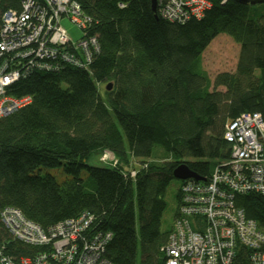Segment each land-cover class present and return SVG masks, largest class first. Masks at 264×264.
<instances>
[{
    "label": "trees",
    "instance_id": "16d2710c",
    "mask_svg": "<svg viewBox=\"0 0 264 264\" xmlns=\"http://www.w3.org/2000/svg\"><path fill=\"white\" fill-rule=\"evenodd\" d=\"M20 1L1 0L0 30L2 12ZM77 1L90 18L83 34L95 35L101 48L88 68L63 62L11 85V94L32 101L0 118V214L19 206L47 230L88 211L92 230L113 234L104 252L113 263L136 264L140 248L141 264H163L172 228L161 224L174 169L184 162L209 178L230 157L226 123L248 111L264 119V9L255 8L262 2L210 0L204 16L182 23L157 14L151 0ZM221 33L240 49L235 70L212 80L202 55ZM104 149L117 166L87 163ZM61 165L71 176L65 181L40 173ZM236 203L264 230V195L239 194ZM2 242L16 259L43 249L14 239L0 218ZM249 253L241 248L236 262L251 264Z\"/></svg>",
    "mask_w": 264,
    "mask_h": 264
},
{
    "label": "built area",
    "instance_id": "2783aa9c",
    "mask_svg": "<svg viewBox=\"0 0 264 264\" xmlns=\"http://www.w3.org/2000/svg\"><path fill=\"white\" fill-rule=\"evenodd\" d=\"M1 4V0H0ZM210 0H157L165 19L186 22L201 18ZM0 30V118L28 105L32 96L9 92L13 83L33 70H56L63 62L88 68L100 49L95 36L85 32L73 41L62 25L68 17L82 30L90 18L77 0H21L19 8L2 12ZM230 157L220 162L206 180L185 179L177 216L161 250L163 264H238V251L250 250L251 264H264V230L237 205L239 194L264 195V119L260 112H244L225 125ZM100 160L117 166L112 150ZM136 169H130L135 177ZM1 222L14 239L43 249L14 258L0 243V264H115L104 252L113 234L92 230L94 214L59 221L47 230L19 207L1 210Z\"/></svg>",
    "mask_w": 264,
    "mask_h": 264
},
{
    "label": "rangeland",
    "instance_id": "374dc122",
    "mask_svg": "<svg viewBox=\"0 0 264 264\" xmlns=\"http://www.w3.org/2000/svg\"><path fill=\"white\" fill-rule=\"evenodd\" d=\"M257 10L264 9V3L255 5ZM62 25L67 31L68 36L77 41L83 35L82 29L68 17L62 19ZM239 44L227 33H221L217 35L210 45L205 49L202 55V65L209 74L210 78L214 80L216 74L222 71H234L239 54ZM106 84H102V88ZM220 89H224L220 87ZM100 151L94 150L87 158V163L91 165H102L100 160ZM40 173L45 175L51 173L58 181L62 182L70 178L71 176L65 171L64 166H41ZM181 185V180L175 179L171 182L167 189L165 198L167 201V207L164 211L161 229L162 231H168L172 228L175 221V212L177 208V191ZM139 262L141 260V250L139 248Z\"/></svg>",
    "mask_w": 264,
    "mask_h": 264
},
{
    "label": "water",
    "instance_id": "95a60500",
    "mask_svg": "<svg viewBox=\"0 0 264 264\" xmlns=\"http://www.w3.org/2000/svg\"><path fill=\"white\" fill-rule=\"evenodd\" d=\"M241 3H257V2H264V0H237ZM152 9L156 12L157 11V0H151ZM111 87V83L108 84V88ZM174 177L179 180H185L188 178H193L195 180H206L205 177L197 174L194 170H192L187 163H180L174 169Z\"/></svg>",
    "mask_w": 264,
    "mask_h": 264
},
{
    "label": "bare ground",
    "instance_id": "6f19581e",
    "mask_svg": "<svg viewBox=\"0 0 264 264\" xmlns=\"http://www.w3.org/2000/svg\"><path fill=\"white\" fill-rule=\"evenodd\" d=\"M259 3V2H258ZM263 3V2H262ZM83 9V8H82ZM157 13V12H156ZM158 14V13H157ZM95 36V35H94ZM98 39V38H97ZM100 48H101V45H100ZM94 57V56H93ZM62 66V65H61ZM73 66V65H72ZM75 66V65H74ZM85 69V68H84ZM42 71V70H41ZM41 71L39 70V72L41 73ZM44 71H46V70H44ZM35 72V71H34ZM43 72V71H42ZM47 72V71H46ZM50 72H52V71H50ZM248 112H250V111H248ZM254 112V111H253ZM162 160V159H161ZM159 162V161H158ZM223 162V161H222ZM213 171V170H212ZM174 175V174H173ZM173 180H175V179H173ZM4 207V206H3ZM2 207V208H3ZM19 207V206H18ZM172 230V229H171ZM10 233V232H9ZM11 235V234H10ZM19 241V240H18ZM109 243V242H108ZM26 244V243H25ZM31 246V245H30ZM36 246V245H35ZM33 247V246H32ZM161 251V250H160ZM161 254H164V253H161ZM162 256V255H161ZM139 258V257H138ZM139 261V259L136 261V264H137V262ZM138 264H141L140 262L138 263ZM162 264V263H161Z\"/></svg>",
    "mask_w": 264,
    "mask_h": 264
}]
</instances>
